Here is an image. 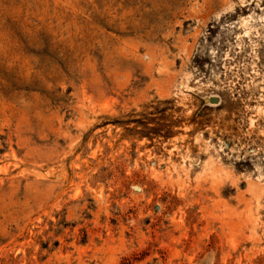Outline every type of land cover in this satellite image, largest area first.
<instances>
[{"label":"rangeland","instance_id":"obj_1","mask_svg":"<svg viewBox=\"0 0 264 264\" xmlns=\"http://www.w3.org/2000/svg\"><path fill=\"white\" fill-rule=\"evenodd\" d=\"M0 264H264V0H0Z\"/></svg>","mask_w":264,"mask_h":264},{"label":"water","instance_id":"obj_2","mask_svg":"<svg viewBox=\"0 0 264 264\" xmlns=\"http://www.w3.org/2000/svg\"><path fill=\"white\" fill-rule=\"evenodd\" d=\"M205 102H209V103H214V104H216V103L219 102V100H218L217 97H208V98L205 99Z\"/></svg>","mask_w":264,"mask_h":264},{"label":"bare ground","instance_id":"obj_3","mask_svg":"<svg viewBox=\"0 0 264 264\" xmlns=\"http://www.w3.org/2000/svg\"><path fill=\"white\" fill-rule=\"evenodd\" d=\"M258 196V195H257Z\"/></svg>","mask_w":264,"mask_h":264}]
</instances>
